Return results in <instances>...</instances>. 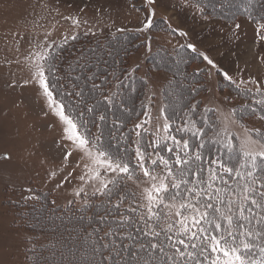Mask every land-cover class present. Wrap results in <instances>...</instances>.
<instances>
[{
  "label": "trees",
  "instance_id": "1",
  "mask_svg": "<svg viewBox=\"0 0 264 264\" xmlns=\"http://www.w3.org/2000/svg\"><path fill=\"white\" fill-rule=\"evenodd\" d=\"M213 1L198 0L203 17L232 22L244 17L264 25V0L237 2L234 5L237 11L229 14L226 10L230 8L214 7ZM154 32L179 34L169 19L158 18L146 35L140 32L105 37L80 34L76 39L55 45L49 51V63L54 70L49 79L54 96L65 105L68 115L86 126L92 137L99 136L106 149L130 159L133 168L136 164L135 142L139 139L141 146L151 152L147 145L156 136L164 135L162 124L166 118L171 135L188 140L193 156L197 152L201 154L202 159L194 160L192 164L194 170L198 166L203 169L199 173L201 178L207 179L209 169L221 173L220 165L238 167L243 162L244 151L259 147L246 139L259 140L264 136V126L260 125L264 120L258 118L261 105L256 103L264 99V91L257 93V90L228 83L234 97L243 103L230 105L231 114L225 123L216 108L204 103L209 91V77L206 69L196 68V64L206 62L200 52H193L188 45L177 48L153 46L150 40ZM183 72L187 73L185 77ZM157 73L161 76L157 77ZM182 77L186 82L179 84ZM94 84L97 87L94 88ZM219 89L222 93L221 83ZM105 97H111L112 103L109 104ZM225 100L231 104L230 99ZM89 107H94V111L89 112ZM253 108L257 114H253ZM100 113L106 116L103 122L99 120ZM189 118L201 130L200 135L176 131L184 128ZM145 120L150 122L144 128L135 129L137 123ZM84 130L83 127L80 129ZM136 131L142 136L137 137ZM211 139L215 142H210ZM201 143L202 148L199 147ZM246 143L255 149H247ZM168 145L171 146V141ZM161 154L170 155L166 150ZM189 178L195 179V176ZM224 179L233 187L238 180L226 175ZM135 182L139 181L121 178L110 196L90 195L67 205H58L49 192L38 193L36 199L12 205L18 213L17 224L32 235L25 242L24 264H102L111 252V240L119 242L118 236L104 235L110 226L115 228L117 214L109 215L108 209L117 203L120 195L126 197L120 211H125L129 204L135 206L137 201L144 202ZM216 185L223 187L219 180ZM131 230L134 232V228ZM106 243L109 244L107 249L104 248ZM166 251L172 254V250ZM121 255L128 253L121 249ZM128 259L132 260V257L128 256ZM156 259L159 261L160 257ZM133 264H136L134 260Z\"/></svg>",
  "mask_w": 264,
  "mask_h": 264
},
{
  "label": "rangeland",
  "instance_id": "2",
  "mask_svg": "<svg viewBox=\"0 0 264 264\" xmlns=\"http://www.w3.org/2000/svg\"><path fill=\"white\" fill-rule=\"evenodd\" d=\"M240 1L212 3L214 7L230 8L226 10L229 14L237 11L234 5ZM152 10L147 0H0V264H24L25 242L32 237L17 224L18 213L12 205L46 192L58 205L100 194L95 191L96 182L81 180L85 160L64 138L63 123L33 79L36 55L49 53L55 45L80 34L146 35L147 30L140 29ZM155 13L153 21L169 19L177 33L186 35L154 32L151 45L177 48L191 44L216 65L213 68L206 61L196 68L206 69L209 77L205 105L216 108L225 123L231 114L230 105L243 103L234 97L228 83L251 90L259 85L264 91L263 24L244 17L233 22L203 17L200 7L181 6L180 0H158ZM225 72L231 80L224 78ZM184 82L180 79L179 84ZM245 145L255 149L249 143ZM138 183L134 186L141 194L145 185L137 187Z\"/></svg>",
  "mask_w": 264,
  "mask_h": 264
},
{
  "label": "snow or ice",
  "instance_id": "3",
  "mask_svg": "<svg viewBox=\"0 0 264 264\" xmlns=\"http://www.w3.org/2000/svg\"><path fill=\"white\" fill-rule=\"evenodd\" d=\"M180 3L199 10L198 0H180ZM147 4L153 6V10L141 31L152 27L158 0H147ZM74 24L78 26L79 21ZM179 35L185 36L186 33L181 31ZM188 47L196 51L194 45ZM200 55L209 65L216 67L206 55ZM50 57V52L36 55L33 79L53 113L63 123L64 138L72 142L85 160L81 180L96 182L95 191L103 196H110L121 178L139 181L137 187L145 185L141 193L143 203L137 201L135 206L129 204L125 211H120L126 202V197L120 195L117 203L108 209L109 215H117L115 228L110 226L104 235L118 236L119 242L111 240V252L104 257L102 264H133V260L136 264H264V136L259 140L248 138L250 143L259 147L244 151L243 162L238 167L220 165L221 173L209 169L205 180L199 175L203 169L198 166L194 170L192 167L194 160L202 159L201 154L197 152L193 156L188 140L171 135L166 118L162 124L164 135L156 136L147 145L151 152L141 146L139 139L135 142L136 164L133 168L130 159L106 149L99 136L92 137L85 125L78 124L65 112V105L51 90L49 74L54 70L49 63ZM224 78L231 80L226 72ZM93 87L97 86L94 84ZM260 92L258 85L257 93ZM105 100L112 103L111 97H105ZM256 103L261 105L258 118L264 120V99ZM88 111L93 112L94 107H89ZM252 112L257 114L255 108ZM99 120L105 121L106 116L100 113ZM149 122L137 123L135 129L144 128ZM82 127L83 132L80 131ZM176 131L190 132L192 136L201 134L190 118L185 121L184 128ZM135 135L141 137L142 133L136 131ZM199 147H204L203 143ZM165 150L169 156L161 154ZM225 175L238 178L235 187L224 179ZM191 176L195 179H190ZM217 180L223 187L216 185ZM104 248H109V244H104ZM121 249L128 255L122 256ZM166 249L172 250V254L169 255Z\"/></svg>",
  "mask_w": 264,
  "mask_h": 264
}]
</instances>
